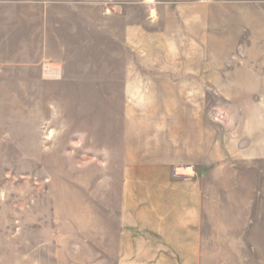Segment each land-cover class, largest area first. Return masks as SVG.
I'll return each instance as SVG.
<instances>
[{"label": "rangeland", "instance_id": "374dc122", "mask_svg": "<svg viewBox=\"0 0 264 264\" xmlns=\"http://www.w3.org/2000/svg\"><path fill=\"white\" fill-rule=\"evenodd\" d=\"M18 1L0 0V264H103L97 234L104 191L118 184L124 66L150 60L152 44L186 41L199 14L203 171L218 203L206 264H264V0H30L25 31ZM55 61L66 77L46 79ZM231 61L261 67L231 77Z\"/></svg>", "mask_w": 264, "mask_h": 264}, {"label": "crops", "instance_id": "0c3cea01", "mask_svg": "<svg viewBox=\"0 0 264 264\" xmlns=\"http://www.w3.org/2000/svg\"><path fill=\"white\" fill-rule=\"evenodd\" d=\"M18 2L23 5L25 31L32 2ZM193 26L184 34L186 41L152 44L150 60L124 66L118 187L109 184L104 191L97 234L103 264H206V223H217L211 206L218 203L203 171L208 162V66L201 55L205 16H195ZM229 64L225 67L231 77L244 68L254 72L261 67L255 62ZM42 68L46 79L66 77L59 61ZM250 218L248 223H253Z\"/></svg>", "mask_w": 264, "mask_h": 264}]
</instances>
